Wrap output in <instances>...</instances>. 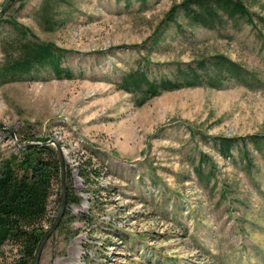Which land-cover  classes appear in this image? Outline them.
Returning a JSON list of instances; mask_svg holds the SVG:
<instances>
[{"label":"rangeland","instance_id":"rangeland-1","mask_svg":"<svg viewBox=\"0 0 264 264\" xmlns=\"http://www.w3.org/2000/svg\"><path fill=\"white\" fill-rule=\"evenodd\" d=\"M7 0H0V11ZM184 0H12L0 16V65L20 50L8 19L63 53L72 78L50 68L0 83V168L19 142H51L65 158L66 203L40 264H264V0L246 16L192 23ZM30 35V34H29ZM226 56L239 78L212 65ZM209 59L225 79L164 92L142 106L119 87ZM215 67V68H214ZM253 136H260L257 147ZM235 138L231 156L220 149ZM47 153L39 156L47 158ZM56 180L44 221L62 206ZM5 245L0 264H15Z\"/></svg>","mask_w":264,"mask_h":264},{"label":"trees","instance_id":"trees-1","mask_svg":"<svg viewBox=\"0 0 264 264\" xmlns=\"http://www.w3.org/2000/svg\"><path fill=\"white\" fill-rule=\"evenodd\" d=\"M176 8L184 10L187 18L194 24L211 27L220 14L234 17L250 14L242 0H184L169 14V18ZM13 29L19 33L20 50L9 60L0 65V83L6 84L32 78L41 68H50L56 78H72V70L64 67L63 53L51 43L38 41L36 36L16 21L8 19ZM30 34V35H29ZM212 65L226 69L228 78H239L237 63L226 56L215 57ZM209 59L189 65L186 69H179V77L150 78L146 67L125 73L119 87L136 97V104L142 106L154 97L164 92L194 87L203 84L215 87L216 82L225 79L220 68L215 69L211 76L208 72ZM215 68V67H214ZM252 142L260 147V136H253ZM221 153L232 155L235 138L223 137L220 140ZM47 153V158L41 157ZM61 179V166L56 150L52 146L43 145L23 150L21 155L13 153L0 168V251L9 244L19 247L22 255L15 264H34L38 245L46 233L44 221L49 212V200L53 194L56 180ZM68 203L74 202L72 193L68 192Z\"/></svg>","mask_w":264,"mask_h":264},{"label":"water","instance_id":"water-1","mask_svg":"<svg viewBox=\"0 0 264 264\" xmlns=\"http://www.w3.org/2000/svg\"><path fill=\"white\" fill-rule=\"evenodd\" d=\"M12 0H7L6 3L4 4L2 10L0 11V16H2L4 14V12L6 11L9 3ZM0 126H3L2 124H0ZM11 131V136L12 138L15 140V142L22 148V149H28V148H32V147H40L43 145H47L51 142H37V143H23V142H19L16 138L15 133L10 129ZM57 147V152H58V159L60 162V166H61V179H62V183H63V198H62V206H61V210L56 218V220L54 221L53 225L46 231V233L44 234V236L42 237L36 254H35V259H34V264H40V257H41V252L42 249L46 243V241L48 240V238L50 237V235L52 234V232L57 228L58 224L60 223V220L64 214V210L66 208V203H67V199H66V192H65V188H64V175H65V158L63 155V151L61 149V147L59 145L56 146Z\"/></svg>","mask_w":264,"mask_h":264}]
</instances>
